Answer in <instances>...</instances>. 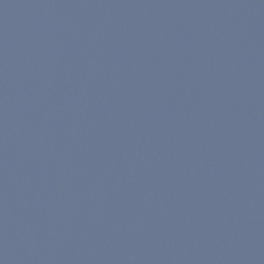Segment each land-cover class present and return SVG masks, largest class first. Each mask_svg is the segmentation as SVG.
<instances>
[{
    "label": "water",
    "instance_id": "water-1",
    "mask_svg": "<svg viewBox=\"0 0 264 264\" xmlns=\"http://www.w3.org/2000/svg\"><path fill=\"white\" fill-rule=\"evenodd\" d=\"M0 264H264V0H0Z\"/></svg>",
    "mask_w": 264,
    "mask_h": 264
}]
</instances>
